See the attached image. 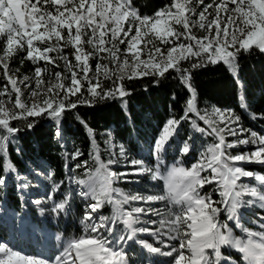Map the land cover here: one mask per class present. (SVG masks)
<instances>
[{
	"label": "snow or ice",
	"instance_id": "snow-or-ice-1",
	"mask_svg": "<svg viewBox=\"0 0 264 264\" xmlns=\"http://www.w3.org/2000/svg\"><path fill=\"white\" fill-rule=\"evenodd\" d=\"M197 5H204L199 12L197 21L191 19L196 15L193 0H173L172 4L154 16H142L132 6V0H0V37H6L3 54L0 55V68L3 69L11 90L16 94L15 108L12 111L0 99V128L9 136L18 129L10 125V120L26 117H38L47 114L59 121L63 112L77 105L69 101L72 96L82 94L85 82L87 91L92 98L106 99L119 95H127L122 84L115 90L104 91L100 77L111 79L113 75L123 81L125 77L133 79L143 75L164 76L170 69L180 73L182 81L192 93L187 101L185 116L194 113L203 121L210 131L200 128L196 121L192 124L198 131L207 135H215L218 142L211 144L201 154V159L191 168L177 166V161L166 177L167 191L165 194H129L114 189L112 183L121 177L143 175L152 172L142 159H127L125 149L120 148L119 158L101 161L96 155L98 167L95 173L87 172V179L77 178L74 183L80 186L78 195L88 202L81 223L85 234L67 242L63 250L55 257L52 264H129V257L123 245L135 241L147 249L149 253L172 257V264H232V258L221 252L222 247L237 250L242 254L246 264H264V231H253L241 225V209L259 208L264 211V174L246 170L241 164H259L264 166V136L251 132L250 138L227 142L226 135L239 136L245 130L236 128L239 117L232 116L215 109L212 117L207 113L201 115L195 108V90L191 87L189 69L181 68V61L192 57L200 58L201 62L193 63L192 68L202 67L204 63L223 61L230 70L236 71V57L243 51L253 47L264 52V0H213L204 4V0H195ZM231 6V7H230ZM215 9V15L209 9ZM212 16V19H209ZM176 26L183 28L178 31ZM207 32L203 37L193 34L194 27ZM160 45H167L166 51ZM126 44L124 59L121 61L119 45ZM44 45V47H41ZM91 47V51L86 49ZM142 45V46H141ZM27 48V59L34 64L44 61L59 67L58 60L64 62V69L70 73V84L62 72H56L55 83L43 89L45 68H35L36 89L31 95L37 98L31 106L22 99L20 85L31 88L30 78L25 76L22 81L9 73L8 60L19 49ZM71 47L74 61L69 59L64 49ZM231 49V50H230ZM55 55H52V54ZM146 56L147 59H142ZM131 58V63L129 62ZM97 59L95 73L89 63ZM108 60L116 65V71L109 69L102 61ZM63 92V97L60 93ZM9 93L6 85L0 91V97ZM42 99H39L40 97ZM243 100V96H241ZM79 103H92L91 100L80 99ZM223 125L220 127L219 125ZM180 121L170 119L156 139L153 152L157 161L162 162L165 145L177 133ZM29 128L33 127L30 123ZM9 136L0 139L7 141ZM255 145V150L231 155L229 149L239 145ZM0 146V151H3ZM189 152L187 142L181 150ZM81 153L77 151L72 159ZM124 159L131 171H112L113 165ZM239 162V163H238ZM87 161L84 162V165ZM84 165L77 164L80 168ZM10 170H14L9 166ZM159 165L153 173V179L159 176ZM210 172L209 175L201 173ZM180 177L177 181V177ZM242 178H250L255 184L241 182ZM21 179H25L21 177ZM5 180L0 178V185ZM216 184V191L221 199L215 201L212 193L201 194L205 185ZM99 184V188L97 187ZM28 184H22L27 188ZM55 185L53 191H58ZM70 195V194H69ZM248 196L251 199L245 200ZM49 194L48 199H52ZM167 201L163 209L153 208L152 204ZM133 202L143 206L125 210L124 205ZM40 204L41 200H36ZM105 203L114 206L113 216L96 215ZM68 196L53 205L52 211L57 215L66 209ZM221 212L227 219L220 220ZM142 216L159 217V220H142ZM233 222L246 234V239L233 235L229 226ZM118 222L124 225L125 233L117 235ZM260 227L264 229V215H258ZM151 228L144 225H157ZM137 225H141L137 227ZM105 233L107 235H105ZM146 233L155 238L162 247L137 239L138 234ZM170 241H179V246L171 245ZM162 248H170L162 251ZM211 250V254L209 251ZM0 264H50L48 260L22 254L11 248L6 242L0 241Z\"/></svg>",
	"mask_w": 264,
	"mask_h": 264
},
{
	"label": "trees",
	"instance_id": "trees-1",
	"mask_svg": "<svg viewBox=\"0 0 264 264\" xmlns=\"http://www.w3.org/2000/svg\"><path fill=\"white\" fill-rule=\"evenodd\" d=\"M173 0H132V6L144 16H154L156 12L164 9L172 4ZM219 2V0H217ZM213 3V0H204V4ZM193 7L196 8V15L192 16L193 21L199 18V12L203 10L204 5H197L193 0ZM231 7V6H230ZM210 13L215 15V9H209ZM212 19V16H209ZM178 31L183 28L176 26ZM193 34L197 37L207 35V32L198 26L192 29ZM6 37H0V55L3 54ZM157 46L167 49V45ZM142 46V45H141ZM44 47V45H41ZM121 49L120 59H124V49L126 44L119 45ZM86 49L91 51V47L86 45ZM231 50V49H230ZM73 49L67 47L64 49L70 60L74 61L72 56ZM52 55H55L54 53ZM142 59H147L142 56ZM9 65V73L16 75V78L23 80L25 76L30 78L32 89H36L35 68H45L43 89L55 83V73L62 72L68 79L64 80V84H70V73L64 69V62L58 60L59 67L40 61L34 64L27 59V48L19 49L7 61ZM131 63V58L129 57ZM201 62L200 58L192 57L190 60L181 61V68L189 69L191 74V87L195 90V108L201 114H208L212 117L215 109L221 112L239 117L236 128H243L245 131L239 136L226 135L227 142L231 143L237 139L250 138L251 132H256L258 136H264V52L253 47L250 51L241 50L236 57V71L233 73L229 66L223 61L218 63H204L202 67L192 68L193 63ZM92 72L95 73L97 59L93 58L89 61ZM107 64L109 69L116 71V65L108 60L102 61ZM101 85L104 91L109 89L115 90L117 85L122 84L127 95L120 97H110L106 99L92 98L88 91V85L85 82L82 94L72 96L65 103H76L75 108L66 109L61 115L59 121L52 119L47 114L40 117H26L22 119H14L10 121L13 128L18 129L15 134H9L0 128V138L9 136L7 141L0 139V178L5 180L0 185V203L3 204L8 211L14 212L19 216L28 218L37 226H43L39 221L41 214L44 219V227L47 232H54L60 238L67 242L73 238L82 236L84 225L81 220L85 214V204L80 200L76 192L77 178L87 179V172L95 173L98 162L96 155H99L101 161L107 162L109 159L119 158L121 146L125 149L127 159H142L145 165L157 171L159 165V177L162 180L154 181L151 176L129 175L114 180L112 187L120 189L124 193H140L145 195L149 192H155L161 187H165L166 177L170 168L179 161L177 166L191 168L193 164H197L201 159V154L211 144L217 143L215 135H207L198 131L193 127L192 121L195 120L200 128L208 129V126L194 113H188V118L181 119L185 116L187 101L191 98L192 93L188 86L182 81L181 74L173 70H169L164 76L143 75L133 79L125 77L123 81L117 79L113 75L111 79L100 77ZM8 86L9 93L6 95L11 99L14 105L15 98H11V86L8 84L7 78L4 76L3 69L0 68V91ZM243 96V100L241 99ZM63 97V92L60 93ZM41 96L39 99H42ZM80 99L91 100L92 103H79ZM19 112V110H17ZM218 120V117H212ZM170 119L180 121L177 133L173 135L168 144L165 145V152L162 154V162L155 158L153 148L156 139L159 137L162 129ZM33 127L29 128L28 125ZM223 127V125H219ZM187 142L189 152L182 154L181 150ZM255 145H239L234 149H229L231 155L243 152H251L255 150ZM81 153L76 159H72L75 153ZM121 163L113 165L112 171L126 172L131 168L126 166L124 159ZM87 164L84 165V162ZM239 163V162H238ZM77 164L84 165L76 168ZM14 170H10L9 166ZM246 170L264 174V166L259 164H241ZM42 167L47 184L42 190H37L32 198L21 192V181L16 180L15 175L25 177L31 176L32 168ZM210 172L201 173V175H209ZM33 178V177H32ZM177 181L180 177L178 176ZM130 181V182H126ZM243 183L255 184L254 180L242 179ZM59 185L58 191H53L54 186ZM212 193L215 201L221 199L219 192L216 191V184L205 185L201 190V194ZM52 194V199H48ZM70 194V195H69ZM68 196V205L66 209L59 215L52 211L53 205L60 202ZM245 200L251 197L245 196ZM36 200H41L40 204H36ZM125 210H130L126 205ZM241 225L253 231H264L260 227L258 215H264V211L259 208L241 210ZM101 216L112 217L114 214V206L105 203L99 210ZM227 219V214L221 212L220 220ZM141 225H137L140 227ZM151 228L157 225H144ZM229 226L233 229V235L246 239V234L241 228H237L235 224L229 221ZM125 229L122 223L118 222L117 235L124 234ZM137 239L145 240L152 243L155 247H162L158 244L154 237L142 233L138 234ZM0 241L6 242L10 247L14 246L16 251L23 254H30L26 251V247H15L11 239L7 226H0ZM132 245L138 249V254L143 255L140 264H158V261L168 262L166 256L149 253L142 245L131 241ZM171 245H177L176 241H170ZM127 244V243H126ZM129 257V264H138L132 258L130 251L123 245ZM29 250V249H28ZM170 248H162V251H169ZM211 254V250H208ZM221 252L224 256L232 258V264H246L242 259V254L237 250L222 247Z\"/></svg>",
	"mask_w": 264,
	"mask_h": 264
},
{
	"label": "rangeland",
	"instance_id": "rangeland-1",
	"mask_svg": "<svg viewBox=\"0 0 264 264\" xmlns=\"http://www.w3.org/2000/svg\"><path fill=\"white\" fill-rule=\"evenodd\" d=\"M12 76L14 78H16L15 74L14 75L12 74ZM16 79L18 80V82L22 81L18 78H16ZM20 87H21V91H22V96H21L22 101L25 104L31 106V104L37 99L31 95V91L33 90L32 87L27 88V87H24L22 84L20 85ZM9 96L11 98L13 97L16 99V94L12 90H11V93L9 94ZM0 99H3L5 101V106L8 109H10L12 111H16V112H17V110H19V109L15 108V102H14V105H12L13 102H11V99H8L6 97V95L4 97H0ZM38 117H40V116H38ZM41 168L42 167H38V168L33 167L31 169V171H32L31 176L27 175V176L23 177L25 179H21V177L19 178L18 175H15L16 180L21 181V185L22 184H28L29 185L27 188L21 187L20 190L23 194L30 196L32 198L33 196H35L37 190H42L43 187L48 183L46 175H45L43 169H41ZM145 174L147 176H151L153 178V173L147 172ZM242 179H250V178H242ZM153 180L159 181V180H161V177L158 176L157 178H155ZM126 182L128 183L130 181H126ZM75 187H76V192L78 195V192L80 191V186L75 185ZM97 187L99 188V184H97ZM118 190H120V189H118ZM166 191H167V187L165 184V187H161L160 189L156 190L155 192L147 191L148 193H146V194H165ZM130 194H135V193H130ZM79 198H80V200H82V202L85 205L88 202H94V201L86 202L80 196H79ZM126 206H128L129 208H132V207L143 206V205L141 203L133 202L132 204L126 205ZM166 206L173 207V210L174 211L176 210V206L168 205L167 201H159V202H156L155 204L151 205V207H153V208H160V209H163ZM96 215L101 216L99 212ZM141 219L142 220H148V219L159 220V217L142 216ZM26 224L27 223H24L22 221L21 216L15 214L14 212H11V211L5 212V210L2 209L1 203H0V226L11 225L9 227L11 229H8V231L10 232V236H11V239L13 240L15 247L22 249L25 246L26 251L30 252V254H26V255L48 260L50 262V264H52V262L55 260V257L63 250V247L67 244V241L65 239L60 238L54 232H52V233L51 232H44L42 230V228L38 227L35 223H33V226L29 225V227ZM84 234H85V232L83 231L82 235H84ZM105 235H107V234L105 233ZM139 235L142 236V234H139ZM176 242L178 243L176 245L178 247L179 241H176ZM125 245L128 248V250L130 251L132 258L135 259L137 262H139L138 264H140L141 259L143 258V255L138 254V249H136V247L132 245L131 241L127 242V244H125ZM11 248L16 250L14 248V246H12ZM160 258H162L161 255H160ZM167 258L169 259L168 262L158 261V264H172L173 258L172 257H167Z\"/></svg>",
	"mask_w": 264,
	"mask_h": 264
}]
</instances>
